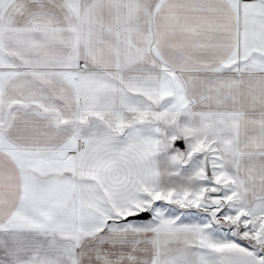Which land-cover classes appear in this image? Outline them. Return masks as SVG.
<instances>
[{"label":"snow or ice","instance_id":"6c2138e0","mask_svg":"<svg viewBox=\"0 0 264 264\" xmlns=\"http://www.w3.org/2000/svg\"><path fill=\"white\" fill-rule=\"evenodd\" d=\"M0 264H264V0H0Z\"/></svg>","mask_w":264,"mask_h":264}]
</instances>
